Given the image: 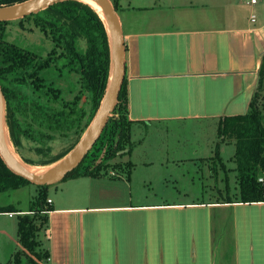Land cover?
Listing matches in <instances>:
<instances>
[{
  "label": "crops",
  "instance_id": "obj_1",
  "mask_svg": "<svg viewBox=\"0 0 264 264\" xmlns=\"http://www.w3.org/2000/svg\"><path fill=\"white\" fill-rule=\"evenodd\" d=\"M117 14L132 147L114 159L121 163L114 170L48 187L40 240L49 257L40 264H264V202H217L230 197L226 174L224 187L200 191L182 181L210 163L218 167L212 157L221 118L247 112L264 52V0H119ZM228 142L219 146L223 162ZM2 193L0 207L14 210L0 215L32 208L22 211V202ZM230 210L226 256L215 232ZM14 242L20 247L17 232Z\"/></svg>",
  "mask_w": 264,
  "mask_h": 264
},
{
  "label": "trees",
  "instance_id": "obj_2",
  "mask_svg": "<svg viewBox=\"0 0 264 264\" xmlns=\"http://www.w3.org/2000/svg\"><path fill=\"white\" fill-rule=\"evenodd\" d=\"M23 1L26 0H0V7ZM113 4L117 11L119 0H113ZM16 21L20 25L33 23L52 43L46 55L18 46L4 38V26L11 21H0V86L5 101L8 137L18 153L22 139L44 142L54 139L56 134H80L89 125L108 84L111 57L105 23L94 8L80 0L57 2ZM257 73L258 85L247 112L225 116L219 122L221 139L215 146L212 160L224 170L226 187L230 192V169L223 162L219 146L224 142H234L232 169L238 193L234 198L230 196L217 202H264V52ZM71 74L78 76L79 86L75 85L77 91L72 98L66 99L56 82L60 78L67 79ZM68 87L72 91L71 82ZM118 95L113 115L100 136L81 163L64 179L107 173L109 168L114 170L121 166L120 162L114 161L122 154L121 151L130 153L134 121L127 114L126 78ZM125 166L130 168L131 164L126 163ZM30 183L12 172L0 157V193ZM36 186L39 192L32 208L18 214L16 232L20 247L13 252L7 264H40L49 257L41 247L40 233L47 225V213L51 210L47 201L50 185ZM0 209L12 211L14 206Z\"/></svg>",
  "mask_w": 264,
  "mask_h": 264
},
{
  "label": "rangeland",
  "instance_id": "obj_3",
  "mask_svg": "<svg viewBox=\"0 0 264 264\" xmlns=\"http://www.w3.org/2000/svg\"><path fill=\"white\" fill-rule=\"evenodd\" d=\"M259 4H261V0H259ZM246 7L248 8L246 10V14L249 15L250 12L253 11L252 13H255L256 15V9H253L252 7L250 8L249 6ZM4 27H5L4 38L18 46L27 48L41 55H46V53H48L51 50L52 47L51 41L43 35V33L39 30V28L34 27L33 23L31 22L29 23L25 22L23 25H20L18 21L12 20L9 24L5 25ZM81 45L84 46L83 40H81ZM69 82L72 83V91H69V87H68ZM56 83L63 89L64 97L66 99L72 98L74 93L77 91L75 85L76 87L79 86L78 76L75 74L74 75L71 74L69 77H67V79L66 78L57 79ZM262 87L264 91V79H263ZM86 128H84L80 134L74 132L68 133L65 136L56 134L54 139L44 142H35L29 139H22L21 144L18 148L19 154L16 152L15 153L17 154L18 158L21 159L20 161L23 164L28 165L29 167L31 166L32 168L41 169V170L49 169L55 164H57L58 161L62 160V158L72 150V148L80 140ZM187 135L189 137L192 136V134L191 133L189 134V132H187ZM224 148H225L224 162L226 163V165H228V167L229 166L234 167V161L233 160L231 161L230 159L235 152L234 142H228L226 144V147L224 146ZM211 164L212 163H210V165ZM210 165L209 167L208 166L204 167L202 171L201 170L199 171V173L196 172L195 176L191 174L190 177L183 179L182 180L183 183L193 184L195 186L194 189H199V191L201 190L202 186L206 188L211 183L212 185L214 184L216 187H224L225 181L223 182V178L225 177V172L222 171L219 167L216 168L212 167V165L210 168ZM189 170L191 172H194L192 168ZM211 172L214 174V177H212V179H210L209 177V174ZM216 173H217V177H216ZM229 176L230 179L228 184L229 187L231 188L229 195L232 196V198H234L236 195L235 193H238L237 180L235 178L234 169L229 173ZM192 181L194 183H191ZM60 182L56 183L58 184L59 187H60ZM31 185L34 186L33 183L26 184L24 186L30 187ZM50 186H54V184ZM36 188L37 187L34 186L31 187L29 191H25V189H15V190L5 191L4 193L1 192L2 193L1 198L2 200L11 199L14 201L18 200L22 202L23 204L20 206L21 210L26 211L28 206L32 207L31 204L33 202H31V200L34 199L36 194H37L36 196H38L37 190H35ZM53 188L54 187H51V189L49 190L50 195L53 194ZM236 188L237 190H235ZM48 196L49 195L47 194V197ZM199 196H201L200 193ZM203 196L204 198L201 197L200 200L201 199L208 200V198H211V196H215V197L226 196V193L225 192L222 194L209 193ZM214 210L216 213L214 216L217 217L218 216L217 213L219 212V210L218 209H214ZM252 210L255 211V208H252ZM13 215H12L13 217H8V215L5 216L2 214L0 215V229L4 228L6 230V233L0 232V264H6V261L9 258L10 253L16 250V245L14 240L17 229L18 214L16 215L14 213ZM232 215H233L232 210H230V215H229L230 217L227 218L224 224L222 221L223 230H219L215 232V240L216 242H218L219 246H221L222 251L224 250L226 252L227 254L226 256H228L231 253V250L233 249L232 238H234V235L232 234V230H233ZM215 224L219 225L217 220Z\"/></svg>",
  "mask_w": 264,
  "mask_h": 264
},
{
  "label": "water",
  "instance_id": "obj_4",
  "mask_svg": "<svg viewBox=\"0 0 264 264\" xmlns=\"http://www.w3.org/2000/svg\"><path fill=\"white\" fill-rule=\"evenodd\" d=\"M61 1L64 0H26L9 6H1L0 21L17 20L29 14H33L40 10L46 9L52 4ZM95 1L98 2L100 7L103 9L105 19L98 9H96L89 3H86L84 1L82 2L94 8L106 25L111 57L108 84L106 86L101 104L91 122L87 126L85 132L81 136L80 140L72 148V150L62 158V160L58 161L57 164L48 169L47 174H34L28 171L22 163L20 164L12 158L6 145L4 134L2 131V126H5L6 132L7 127L5 122V101L0 86V157L12 172L22 176L23 178L36 185L56 184L62 181L69 172H71L81 163L86 154L89 152L90 148L100 136L108 119L112 116L113 109L118 101V94L125 78V46L124 39L122 38L121 23L120 19H118V14L112 0Z\"/></svg>",
  "mask_w": 264,
  "mask_h": 264
},
{
  "label": "bare ground",
  "instance_id": "obj_5",
  "mask_svg": "<svg viewBox=\"0 0 264 264\" xmlns=\"http://www.w3.org/2000/svg\"><path fill=\"white\" fill-rule=\"evenodd\" d=\"M82 1H84V2H86V3H89L90 5H92V6L95 7L96 9H98L99 12L102 14L103 18L105 19L104 11H103V9L100 7V5L98 4V2H96L95 0H82ZM2 131H3V134H4V138H5V141H6V145H7V147H8V150H9V152H10L12 158H13L15 161H17V162H19V163L21 164V163H22V162L20 161L21 159L18 158L17 154L15 153L16 150L14 151V149H13V147H12V145H11L9 139H8V136H7V132H8V131L6 132L5 126H2ZM24 163H25V162H24ZM22 164H23V163H22ZM23 166H24L28 171H30V172H32V173H34V174H37V175H45V174H47V172H48V169H43V170H41V169H36V168H32L31 166L29 167V166L26 165V164H23Z\"/></svg>",
  "mask_w": 264,
  "mask_h": 264
},
{
  "label": "built area",
  "instance_id": "obj_6",
  "mask_svg": "<svg viewBox=\"0 0 264 264\" xmlns=\"http://www.w3.org/2000/svg\"><path fill=\"white\" fill-rule=\"evenodd\" d=\"M256 0H252V2H255ZM111 174H114V172H110ZM260 181H262V178H259ZM51 200L48 199V202H50ZM11 215V214H10Z\"/></svg>",
  "mask_w": 264,
  "mask_h": 264
}]
</instances>
